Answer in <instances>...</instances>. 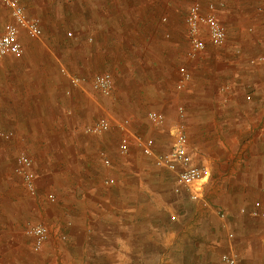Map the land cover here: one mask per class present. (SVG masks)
Masks as SVG:
<instances>
[{
	"label": "crops",
	"instance_id": "0c3cea01",
	"mask_svg": "<svg viewBox=\"0 0 264 264\" xmlns=\"http://www.w3.org/2000/svg\"><path fill=\"white\" fill-rule=\"evenodd\" d=\"M201 1L204 9L209 2L223 3L219 14L227 39L220 50L208 42L205 56L186 63L191 80L174 92L178 50L186 45L178 19L183 0H20L43 35L38 40L22 30L23 52L0 64V130L13 133L0 138V264H194V253L178 247L182 238L172 219L142 216L143 195L156 191L153 173L161 177L168 170L147 172L153 159L136 150L118 157L113 129L83 132V126L107 116L96 114L91 85L73 86L69 74L90 80L110 72L125 112L164 110L167 125L176 97L182 100L190 149L210 170L208 199L216 193L215 201L251 200L254 194L264 206V66L249 60L264 49V0ZM164 15L169 22L163 24ZM0 18L1 31L11 20L2 0ZM226 83L232 90H224ZM143 121L135 130L153 137L158 152L170 150L167 127ZM19 148L34 161L42 196L48 200L52 191L57 196L51 216L40 212L51 236L39 252H32L21 232L35 203L19 199L21 189L9 181L16 162L10 153ZM98 154L111 165L102 164ZM106 178L117 182L105 186ZM160 199L163 205L166 198ZM250 203L246 208L254 206ZM255 243L245 241L240 264H264V248Z\"/></svg>",
	"mask_w": 264,
	"mask_h": 264
},
{
	"label": "rangeland",
	"instance_id": "374dc122",
	"mask_svg": "<svg viewBox=\"0 0 264 264\" xmlns=\"http://www.w3.org/2000/svg\"><path fill=\"white\" fill-rule=\"evenodd\" d=\"M195 1H200L202 6H204L201 0H183V2L178 6L182 12V14L180 13V15L178 16V19L183 27L184 36L182 37V41L184 40L186 45L184 48H180L178 50L177 61H176L177 69L181 67H185L184 65L188 62H192L194 60H197V58L205 56L206 51L208 49L209 41L207 40V47L201 54H199L195 58H190L188 56V50H189L190 44H189V39H188L187 27L185 24V16L187 14V11L190 5ZM216 4H217L216 6L218 7V15L220 17L219 6L222 7L223 3L220 2L219 4L218 3ZM161 22L163 24L169 22V17L167 15H164L161 19ZM164 36L170 37L171 34H164ZM41 37L39 38L34 37V38L39 40L41 39ZM215 48L220 50L221 46H217V47L215 46ZM235 55L237 57L242 56V50L239 48L236 49ZM254 57H251L249 60H251ZM250 64L264 66V63H254L253 64L250 62ZM88 84L90 83L88 82ZM231 86H232L231 83L230 84L226 83V85H223L224 90H232ZM173 89L175 90L174 92L181 91V90L175 89L174 85H173ZM95 92H94L95 95L93 96L94 97L93 100L96 103V114L98 116L105 115L107 116V118H109L112 121V123L121 121L123 119H129V129H130L131 134L142 136V134L140 132H137V130L135 129L140 126L144 127L143 120L145 121L147 120V112L151 108H146L144 112H140L138 114L137 113L128 114L127 112L124 111L125 107H124L123 99L119 93L113 91L112 95L105 96L97 91ZM247 99L249 101L250 100L252 101V96L250 98L247 97ZM180 105L184 106L185 104L183 103L182 100L180 101L176 97L175 111L172 114H170L172 116L170 117V121L172 122V124L170 125H167L168 114L164 110L162 111L158 110L165 115L166 119H165V123L163 124V126L161 127L155 126V127L157 129L159 128L163 129L167 127V132L169 134L168 136L171 137L172 143H173L174 137L171 134L170 130L179 124L184 126L182 122L184 117H180L179 112H178V107ZM147 122L148 120L146 121V123ZM85 126L81 128L83 132H84L83 128ZM112 129L114 130V132H117V138H118L117 143H118V141L120 140V137L122 136V131L119 130L116 126H113ZM118 132H119V135H118ZM149 138H152L154 140V143L156 144L155 139L153 137H149ZM4 141H7V140H4ZM132 142L135 143L134 141ZM155 149L157 150L156 146H155ZM132 150L138 151L142 157L143 156L148 157L142 153V151L139 149V147L136 144H132V143H131L129 152L126 155H121L118 152V157H120L121 159L123 158L125 159L126 157L129 156ZM22 152L26 153L25 151H23V149H20V148L17 150L13 149L10 153V159L14 161L15 157H17V155ZM101 156L103 157V155L98 154V157L101 160L102 164H105V162L103 163ZM32 162L34 166L33 159H32ZM106 166L108 165L106 164ZM154 168H156V170L159 169V167H157L156 165H153V166L148 165L147 172H151L152 170H154ZM34 172L36 174V185H37V190H38V194L36 195V197L28 193V191L25 189V186L23 185V182L20 176L14 173L13 168L11 170V176L9 175L10 185H13L12 188L14 190L16 188L21 189L22 194L19 199L24 200L25 199L24 197H27L26 200H31L35 203L32 215L28 216L25 219V223L23 224L21 228V232L23 234V237L27 239L26 242L29 248L31 247L30 244H33V240H32V237L26 232L28 225L32 223H36V222L37 223L42 222L48 225V227L51 229L50 225L46 223L45 221H43L45 217L44 218L41 217L40 212L43 211V209H45V212L43 213H45L46 218L47 216L48 217L51 216L52 210L50 206L57 202V196L55 193H53V191H52V194H54L55 196L54 200H49V199L47 200L46 198H44V196H42V192L39 191V187H38V181H39L40 176L37 171L34 170ZM169 172L170 171H166L162 173L160 172L161 177L157 176L158 172L156 171L155 173L152 172L155 175L151 179V183L153 186L152 190H154L155 188L156 191L153 192L151 195L150 194L143 195L144 197L142 198V201L144 203V207L142 210V216L149 220L155 217H159V218L161 217V218H164L165 220L167 218L172 219V221L177 224L176 227H177L178 235H179L178 238L180 237L182 238L181 241L178 240V247H181L185 250L190 249V251L194 253V255L192 256V261L194 262V264H201V262L202 264L204 263L206 264H225L221 261L220 256L222 253L228 252V251L235 252L240 258L241 249L244 250L243 245L248 238H252L256 242L255 244L259 243L264 248V232H263L264 217L263 216H252L248 213V210L251 208H246L248 201H250L251 203L253 202L254 204L256 202H259L260 211L264 212V208H263L264 206L262 202L260 201L259 196L250 194L249 198L251 200H236L230 197L227 198V196H223V200L215 201L213 200V197L215 198L216 196H218V194L216 193L211 194V196H209L210 199H208V197L206 196V191H205V197L207 198L208 202L210 203L212 207V208L210 207L208 208L204 206L202 203H196L192 201L185 192L183 191L176 192L174 190L175 187H174L173 175H170ZM113 179H114V182L112 184H106L104 180L105 186L115 185L117 181H116V178H113ZM210 179L211 178H209L208 181ZM50 180L51 178H45L46 183H48ZM158 191L159 192L161 191L160 194L166 198V200L162 202L163 205L161 204V199L159 201V198H163V197L158 196L157 194L159 193ZM40 195L41 197L39 199ZM214 203L218 207H220L223 211L226 212L227 218L224 221L221 220V218L219 217V214L215 211V209H218V208L216 205H214ZM46 206L48 207V209L46 208ZM243 208L245 209V212L242 211ZM246 226H250L251 231H246L245 230ZM230 232L233 233V237H229ZM164 237H166V235L162 236V238ZM146 243L148 246L152 244L150 241H147ZM162 247H165V246H162ZM32 249H33V246H32ZM32 252H38V251H35L33 249Z\"/></svg>",
	"mask_w": 264,
	"mask_h": 264
},
{
	"label": "built area",
	"instance_id": "2783aa9c",
	"mask_svg": "<svg viewBox=\"0 0 264 264\" xmlns=\"http://www.w3.org/2000/svg\"><path fill=\"white\" fill-rule=\"evenodd\" d=\"M3 4L9 9L11 20L0 31V64L7 55L21 54L24 50L20 41V32L23 30L29 36L39 38L43 31L36 18L30 17L26 13V7L20 0H2ZM214 2H209L206 9L200 1L193 2L185 16V24L187 27L189 50L188 56L195 58L201 54L207 47V40L215 46H222L227 39V30L218 15V7ZM207 36V39H206ZM251 63H264V49L256 57L250 60ZM65 73V70L62 69ZM191 71L188 68L181 67L179 69L176 88L183 90L187 87L191 80ZM73 86H81L83 83H90L91 87L105 95L113 94L114 80L110 72L96 74L90 80L85 76L68 75ZM248 98H250L248 96ZM180 117H184L185 108L183 105L178 107ZM147 119L154 126L161 127L165 123V115L155 110L147 112ZM116 126L122 131L118 143V151L121 155H126L130 150V144L133 139L142 153L153 159L154 164L166 169L174 174L176 192H185L189 198L196 202L202 203L206 207H211L205 197V186L210 177V170L204 164L195 161L194 151L190 149L187 132L181 124L170 130L173 135V143L170 150L165 152H157L155 143L152 138H145L141 135H133L129 129V119H123L112 123L109 118H102L86 125L83 130L89 134H103ZM12 132L0 130V138L8 139L12 137ZM104 155V154H103ZM104 162L110 165V159L104 155ZM14 172L20 176L25 189L32 196L38 194L36 185V174L33 170L32 158L26 153H20L16 157ZM113 178L105 180L106 184H112ZM49 200H54V194H49ZM260 203L256 202L248 213L252 216H263L264 212L260 211ZM221 220L227 218L226 212L222 209H215ZM242 211L245 212L243 208ZM26 232L32 237L33 249L41 251L51 236V229L42 222L29 224ZM264 232V225H263ZM229 237H233V233H229ZM220 259L225 264H240L238 255L233 251L224 252Z\"/></svg>",
	"mask_w": 264,
	"mask_h": 264
}]
</instances>
